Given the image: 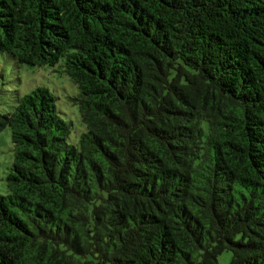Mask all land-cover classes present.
Instances as JSON below:
<instances>
[{"label":"trees","instance_id":"16d2710c","mask_svg":"<svg viewBox=\"0 0 264 264\" xmlns=\"http://www.w3.org/2000/svg\"><path fill=\"white\" fill-rule=\"evenodd\" d=\"M59 67L0 113V264H264V0H0V58Z\"/></svg>","mask_w":264,"mask_h":264},{"label":"rangeland","instance_id":"374dc122","mask_svg":"<svg viewBox=\"0 0 264 264\" xmlns=\"http://www.w3.org/2000/svg\"><path fill=\"white\" fill-rule=\"evenodd\" d=\"M37 87H46L55 97L63 120L74 126L72 141L84 131L78 105L72 101L79 94L78 86L59 67L14 64L0 58V113L12 110L16 98L29 94ZM14 162V146L9 128L0 133V195L8 194L7 176ZM233 253L225 251L218 260L231 264Z\"/></svg>","mask_w":264,"mask_h":264}]
</instances>
